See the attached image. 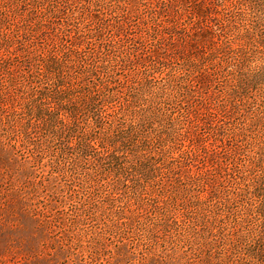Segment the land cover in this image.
<instances>
[{"label":"rangeland","instance_id":"374dc122","mask_svg":"<svg viewBox=\"0 0 264 264\" xmlns=\"http://www.w3.org/2000/svg\"><path fill=\"white\" fill-rule=\"evenodd\" d=\"M210 1L0 0V264H264V0Z\"/></svg>","mask_w":264,"mask_h":264},{"label":"trees","instance_id":"16d2710c","mask_svg":"<svg viewBox=\"0 0 264 264\" xmlns=\"http://www.w3.org/2000/svg\"><path fill=\"white\" fill-rule=\"evenodd\" d=\"M45 1L46 0H31L32 7H34V8H35V6L38 7L39 4L43 5L45 3ZM117 1L119 3V0H117ZM161 1L163 2V0H161ZM246 1H248V0H211L210 2L206 3L205 6L202 7L203 9H201V11H198V14H197L198 19L202 18V20H205L208 23L206 29H204L202 31L203 33L201 32L202 34L201 33L199 34L200 38L204 34L209 35V36L212 35L213 38H214V36L218 35L217 36L219 38V39H217L218 44H220V43L222 44L223 43L222 38H223V35H224L226 30L236 29V27L239 24L237 21L242 22V21H245L246 18L251 17L248 13H245V11L243 10L246 7V4H247ZM241 8H243V9L241 10ZM246 8H245V10H246ZM240 10H241V12H240ZM185 12L186 11H184V9L178 11L177 12V14H179L178 18L177 17L175 18V16H174V17H172L173 21H168V23H170L171 25H163L162 23H158L157 24V31L160 32L161 35H165V37L168 40H172V37L174 35L175 36H177V35L181 36V34L184 33V36H183L184 40H186V38H188V39H190L189 43L191 41H193L194 39L192 36L194 34L192 31V27L194 26L195 23H193V24L190 23V22H192L191 21L192 19H190L191 18L190 15H187L185 19L181 18L182 16L184 17ZM19 13H20L19 9H17L14 13H12L15 16V18H17L16 23L14 25V29H13L14 34H16V36H17V41L26 38V33L23 29L24 26H26L29 23L28 25H31V27L33 28V26H32V20L33 19L30 18L29 20H22L23 17ZM55 14L56 13H53L54 16H55ZM9 17H10V15L8 13L2 14L3 25L8 24V23H9V25H11V22H9ZM179 18L181 20H179ZM185 22H187V23H185ZM65 24L69 25L70 23L68 21H66ZM4 26L7 27L6 25H4ZM186 27L187 28L190 27L191 33L186 32L188 30ZM9 29H10V27H9ZM253 30L254 29L248 28L246 32L250 33L252 31V33L255 34V31H253ZM204 38H206V36L202 38L203 41H204ZM14 42H16V40L14 38L8 39V42L6 43L7 47L12 48L14 46L13 45ZM215 43L216 42H214V44ZM212 45H213V43H212ZM228 45H229V42H228ZM199 47H201V46H199ZM8 54L10 57L16 56L13 53V51H9ZM92 66H94V63L91 64L89 67H92ZM81 67L86 71L89 70L88 65L83 64ZM263 70L264 69H260L259 72H257V71L252 72L250 75L251 80L260 79V77L263 76L262 75ZM205 81H206V79L202 78V79H199L198 83L203 84V83H205ZM54 84L56 85V87L59 88L61 85L64 84L63 78H55ZM236 90H237V87L235 86L234 92H236ZM184 91H185V97L195 93L194 89H192V88H186V89H184ZM173 99H174V97H173ZM233 107L235 109L234 105H233ZM139 125H140V123L137 121V122L131 123L130 126L133 127L134 129H136L139 127ZM182 155L190 157L192 155L195 156V153L193 152V148L188 146L186 148V151L182 152ZM172 160H176V159H172ZM251 166H252V164H251ZM251 166H248V164H246V165L244 164L243 165V170H244L243 173L248 171V167L250 170ZM243 173L240 172V174H243ZM248 186L249 185H247L246 187H248Z\"/></svg>","mask_w":264,"mask_h":264}]
</instances>
